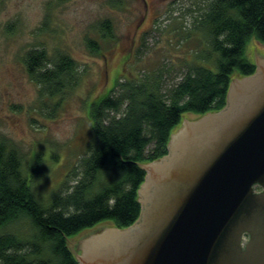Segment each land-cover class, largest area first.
I'll list each match as a JSON object with an SVG mask.
<instances>
[{"label":"trees","instance_id":"trees-1","mask_svg":"<svg viewBox=\"0 0 264 264\" xmlns=\"http://www.w3.org/2000/svg\"><path fill=\"white\" fill-rule=\"evenodd\" d=\"M49 17L40 32L48 31ZM195 21L200 47H206L179 82L164 91L161 77L117 78L92 101L87 151L48 202L38 197L24 171V154L0 136V231L20 226L23 232L0 234V264H79L69 247L71 237L106 222L125 229L139 220L142 165L168 154L184 114L200 118L224 109L233 78L256 72L248 44L253 38L264 44V0H209ZM94 29L97 38H87L85 45L101 57L103 44L116 43L117 36L110 19ZM23 61L38 85L39 102L53 117L82 83L79 64L65 50L50 52L43 44L26 51ZM40 163L36 155L32 176ZM73 175L77 178L71 180Z\"/></svg>","mask_w":264,"mask_h":264},{"label":"rangeland","instance_id":"rangeland-1","mask_svg":"<svg viewBox=\"0 0 264 264\" xmlns=\"http://www.w3.org/2000/svg\"><path fill=\"white\" fill-rule=\"evenodd\" d=\"M112 1L0 0V136L24 154V171L44 202L60 190L87 151L91 139L88 109L94 99L105 95L117 78L161 77L166 91L181 80L196 53L206 47H200L202 35L194 27L209 0H121L119 6ZM48 14V31L42 33ZM104 19L113 22L117 41L103 44L104 56L98 57L88 51L85 41L97 38L94 28ZM42 44L50 52H68L83 72L82 83L66 95L53 117L39 102L38 85L23 61L26 51ZM255 50L264 58V44L253 38L247 57L254 63ZM183 117L198 118L190 113ZM36 155L41 163L32 176ZM20 228L0 234H21ZM72 245L69 239L77 256Z\"/></svg>","mask_w":264,"mask_h":264},{"label":"water","instance_id":"water-1","mask_svg":"<svg viewBox=\"0 0 264 264\" xmlns=\"http://www.w3.org/2000/svg\"><path fill=\"white\" fill-rule=\"evenodd\" d=\"M227 105L182 125L143 164L140 218L71 237L79 264H264V58Z\"/></svg>","mask_w":264,"mask_h":264}]
</instances>
